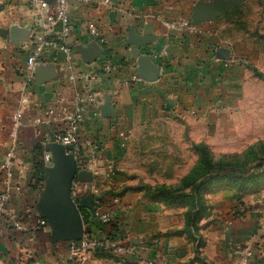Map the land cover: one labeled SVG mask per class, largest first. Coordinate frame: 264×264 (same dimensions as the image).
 Returning <instances> with one entry per match:
<instances>
[{
	"label": "crops",
	"instance_id": "1",
	"mask_svg": "<svg viewBox=\"0 0 264 264\" xmlns=\"http://www.w3.org/2000/svg\"><path fill=\"white\" fill-rule=\"evenodd\" d=\"M22 1L20 32L16 39L0 43V193L11 191L6 214L28 228L43 219L47 229L5 231L0 217V264L68 259L69 241L58 240L68 230L45 211V204L63 190V179L51 172L56 165L49 149L56 146L54 135L67 126L65 117L73 110L76 93L85 91L94 95L96 104H86L78 125L80 155L95 156L99 168L76 171L70 199L79 212L83 235L91 232L99 240L111 235L131 254L105 258L91 254L77 264H239V249L264 244V187L239 196L222 189L219 197L207 199L206 211L197 219L176 203L120 193L123 145L138 127L170 119L188 126L192 138L201 141L213 135L215 124L230 123L233 75L242 78L244 73L216 52L229 50L235 59L242 54V48L224 36L226 5L217 0L69 1L71 60L46 50L36 65L35 82L25 86L22 72L32 47L29 38L39 20L36 10ZM181 20H197L199 33L164 26ZM89 22L103 36L102 45L90 41ZM243 92L241 99L247 100L248 91ZM18 111L17 129L12 117ZM10 149L14 157L6 184V171L1 169ZM44 152L51 155L48 165L42 162ZM34 162L42 163L38 176ZM87 173L91 181L86 180ZM115 197L118 202L113 205ZM87 198L93 211L82 205ZM109 210L111 222L102 223L98 215Z\"/></svg>",
	"mask_w": 264,
	"mask_h": 264
},
{
	"label": "rangeland",
	"instance_id": "2",
	"mask_svg": "<svg viewBox=\"0 0 264 264\" xmlns=\"http://www.w3.org/2000/svg\"><path fill=\"white\" fill-rule=\"evenodd\" d=\"M22 3L0 0V43L16 39L20 32ZM217 3L228 9L224 36L242 48L238 59L225 60L244 73L242 78L233 75L230 123L215 124L213 135L201 141L192 138L188 126L170 119L138 127L123 145L121 194L176 203L191 211L205 206L209 197H219L222 189L239 196L264 187V0ZM244 89L247 100L241 99Z\"/></svg>",
	"mask_w": 264,
	"mask_h": 264
},
{
	"label": "built area",
	"instance_id": "3",
	"mask_svg": "<svg viewBox=\"0 0 264 264\" xmlns=\"http://www.w3.org/2000/svg\"><path fill=\"white\" fill-rule=\"evenodd\" d=\"M25 1L28 6L36 10L39 20L38 29L33 30L29 38L32 47L26 55L25 66L22 72V75L25 78V86H28L35 82L36 65L41 55L46 50L59 52L64 55L68 62L71 60L72 48L68 40L72 33V23L69 16L68 3L69 1H77L82 4H86L88 0ZM104 3L109 4V0H105ZM164 26L173 31H187L190 34L199 33L198 25H193L189 21L181 20L176 23L165 22ZM86 32L90 41L100 45L104 43L103 36L95 23H87ZM106 70H108V68H106ZM87 103L96 104L95 97L91 92L85 91L84 94L76 93L73 110L65 117V121L67 123L65 130L55 134L53 137L54 143L65 148L72 147V151H68V153L74 156L77 164V170L85 167L91 170L99 168L95 156L83 159L80 155L81 145L78 138V125L83 120L84 110ZM20 116L21 111H18L12 117L14 125L17 129L21 126L19 121ZM121 136L123 137V134ZM13 157L14 150L10 149L6 154L4 165L1 169L6 171V184L10 181L11 172L9 171V166ZM50 161V153L44 152L42 154L43 164L48 165ZM108 168L111 173L115 172L114 167L111 164ZM10 197V190H5L0 193V217L3 219L2 227L5 231L24 232L29 230L30 232H33V230L38 229L46 231L47 223L43 219L37 221V225L35 227L28 228L24 225V222L21 219L6 214L4 206L9 202ZM73 199H75V197H73ZM117 202L118 199L115 197L111 203L115 205ZM98 219L102 223H110L112 220V210L101 213L98 215ZM238 252L240 254L239 264H264V244L259 243L255 247L247 246L239 249ZM97 253H103V255H105L103 258L126 257L131 254V251L122 245H118L116 240L111 235L99 240L95 236H92V234L86 233L81 239L68 242L67 260L57 261L54 264H77V261L84 259L87 255H96ZM29 260H19V264H33Z\"/></svg>",
	"mask_w": 264,
	"mask_h": 264
},
{
	"label": "water",
	"instance_id": "4",
	"mask_svg": "<svg viewBox=\"0 0 264 264\" xmlns=\"http://www.w3.org/2000/svg\"><path fill=\"white\" fill-rule=\"evenodd\" d=\"M193 25H198L197 20L191 21ZM218 48L216 50L217 54H221L220 58L229 60V50ZM218 55V57H219ZM226 55V56H225ZM53 140V138H52ZM54 142V140H53ZM55 149V150H54ZM53 158L55 159V167L52 168L51 172L58 177L63 179L62 192L58 195L57 199L49 201L45 204L46 214L50 217H56L60 223L68 230V234L64 237L60 236L59 239L67 241H76L81 239L83 235L82 224L79 217V212L75 207L74 203L70 199V188L71 182L75 177L77 167L76 161L72 154H69L68 151H72V147H63L56 144L53 148L50 147ZM91 174L87 173V181H91ZM83 207L93 211V205L91 198H87L82 202Z\"/></svg>",
	"mask_w": 264,
	"mask_h": 264
},
{
	"label": "trees",
	"instance_id": "5",
	"mask_svg": "<svg viewBox=\"0 0 264 264\" xmlns=\"http://www.w3.org/2000/svg\"><path fill=\"white\" fill-rule=\"evenodd\" d=\"M42 172H43L42 163L34 162V175L38 176L39 174H42ZM38 180L42 181V178L38 179ZM206 208H207V204L205 206L201 205L200 207H198L194 210H191V211L189 210L190 218H192V219L199 218L200 216H202L204 214V212L206 211ZM88 234H91V232H89ZM96 256L103 257L105 255H103V253H97Z\"/></svg>",
	"mask_w": 264,
	"mask_h": 264
}]
</instances>
